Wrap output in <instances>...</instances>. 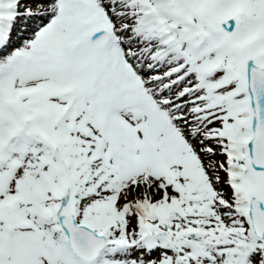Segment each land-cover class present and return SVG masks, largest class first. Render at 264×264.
<instances>
[{
	"label": "snow or ice",
	"instance_id": "1",
	"mask_svg": "<svg viewBox=\"0 0 264 264\" xmlns=\"http://www.w3.org/2000/svg\"><path fill=\"white\" fill-rule=\"evenodd\" d=\"M0 264H264V0H0Z\"/></svg>",
	"mask_w": 264,
	"mask_h": 264
}]
</instances>
